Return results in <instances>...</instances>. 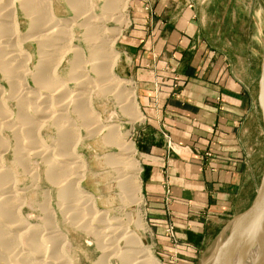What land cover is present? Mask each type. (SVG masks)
I'll use <instances>...</instances> for the list:
<instances>
[{
	"label": "bare ground",
	"instance_id": "bare-ground-1",
	"mask_svg": "<svg viewBox=\"0 0 264 264\" xmlns=\"http://www.w3.org/2000/svg\"><path fill=\"white\" fill-rule=\"evenodd\" d=\"M63 1L76 13V20L84 18L83 48L74 42L69 21L58 18L52 0H0V264H69L61 255L66 236L47 207L50 191L38 206L43 212L41 225L23 217L24 191L18 187L16 172L28 176L29 160L43 166L45 181L56 191L60 216L73 224L85 218L79 228L98 239L100 256L92 264H111V258L118 264H157L128 226L133 222L145 233L143 214L138 212L133 220L127 216L124 223L108 220L81 188L88 173L78 153L79 130L99 123L106 133L104 143L117 151L110 165L116 169L122 199L138 209L142 205L133 145L125 142L118 127L102 125L87 91L93 89L101 98L109 95L131 125L140 120L133 89L127 92L129 83L112 72L117 60L113 45L121 33L119 26L126 25V0H106L100 16L94 14L90 0ZM18 16L27 21L20 43L32 42L33 53L19 48ZM107 24L118 29L105 28ZM90 74L93 77L87 78ZM34 175L39 176L37 169ZM94 221L103 225L102 232L91 227Z\"/></svg>",
	"mask_w": 264,
	"mask_h": 264
},
{
	"label": "crops",
	"instance_id": "crops-1",
	"mask_svg": "<svg viewBox=\"0 0 264 264\" xmlns=\"http://www.w3.org/2000/svg\"><path fill=\"white\" fill-rule=\"evenodd\" d=\"M130 1L113 74L131 80L140 114L132 145L144 218L172 264H195L255 196L264 161L256 84H241L207 43L189 0ZM246 122L259 130L257 163L240 140Z\"/></svg>",
	"mask_w": 264,
	"mask_h": 264
},
{
	"label": "rangeland",
	"instance_id": "rangeland-1",
	"mask_svg": "<svg viewBox=\"0 0 264 264\" xmlns=\"http://www.w3.org/2000/svg\"><path fill=\"white\" fill-rule=\"evenodd\" d=\"M105 1L106 0H90L94 8L93 10L95 11V15L100 16V10ZM189 1L195 9L198 23L207 43H209L212 48L218 50L221 53V56L231 63V66L237 75L236 78L241 84H246L247 82L250 83L254 80L257 91L259 66L264 49V7L262 0ZM52 2L54 3V8L58 18L69 21L68 24L70 25L71 33L73 34L72 38L74 42H76V45L79 46L78 48H83L84 44L82 43L81 25L84 18H78L76 20V13L66 7L65 1L52 0ZM130 2V0H126V5L123 7V16L126 21V26H119L121 33L113 45V51L117 54L121 52L118 48V40L128 25L127 21ZM19 20L20 28L18 32L15 33V37H17L16 39L18 40L23 37V33L27 30V21L25 18L21 17ZM105 28L113 30L118 29V27L113 24H107ZM20 42L21 40L18 42V45ZM19 48L20 50L22 48V50H26L31 53L35 52V46L32 42H22L20 43ZM62 68H65L64 64L62 65ZM86 77L92 78L93 76L90 74ZM117 77L129 83L126 87L127 92L133 89L131 80L123 76ZM0 82L2 81L0 80ZM73 87V84H70L69 88L73 89ZM87 91H90V95L92 94L90 96L92 99V107L96 111H94L96 114L97 112L99 113L98 115L100 116L102 125L118 127L121 134L124 133L123 135L126 136L125 142L127 141L133 144L132 130L135 125H131L128 118L116 108L113 99L110 98L109 95L105 94L101 98V95H97L93 89H88ZM69 118L71 120L73 119L72 117ZM98 124L99 123L92 124L88 128L89 133L83 127L79 130L80 142L78 153L82 155L87 165L88 173L86 175V179L81 184V188L91 194L96 209H98L101 214H104L108 220L115 218L116 220H121V222L124 223L127 216L133 220L138 212L142 213L145 233L136 230L133 222L128 225L130 227V232L135 234L144 249L147 248L149 250L151 257L157 262V264H172L175 260V256L169 257L156 249L153 234H151L152 232L150 231L149 226H147L144 218L142 205L140 206V209H138L136 206L130 204L129 206L128 202L122 199L121 193L117 188L118 175L115 172L116 169L111 168L110 165V160L117 155V151L113 145L108 146L104 143L102 138L106 133L100 129ZM242 130L240 140L246 152L247 160L249 163H257L259 143L261 144L259 140V130L255 129L250 122H246L243 125ZM262 150H264L263 146ZM6 156V164L10 165L11 156L10 154ZM133 159L138 162L136 154ZM36 169L39 172L38 177L34 175L36 173ZM29 170L31 173L29 172L30 174L26 177H22L18 175L19 172H16L18 176V187L24 191V203L27 206L23 209V217L29 218L31 224L41 225L43 212L38 206L42 203V199L45 198L46 192L50 191V200L47 205L48 210L55 213L56 226L59 228L60 232L66 236L67 240V244L62 249V261H69V264H92L95 262V260L100 256V251L96 246L97 242H95L98 239L94 235L90 233L88 234L79 228V224H81L85 218L81 220V222L79 221L80 223L77 222L73 224L69 222V220L61 217L56 210V191L45 181L43 176V166L38 164L37 160H29ZM137 181L139 182V178ZM131 191L133 193V188ZM70 223L71 225H69ZM91 227L97 229L98 232L103 231V225H99V223L95 221L91 222ZM174 238L176 240L175 233ZM214 243H216V241ZM175 245L176 241L174 245L172 243L169 245L171 250H174ZM121 246L122 245H120V247ZM214 247L215 244L209 248L203 259L201 261H196L195 264H209ZM109 262L111 264H118L114 258H111Z\"/></svg>",
	"mask_w": 264,
	"mask_h": 264
},
{
	"label": "water",
	"instance_id": "water-1",
	"mask_svg": "<svg viewBox=\"0 0 264 264\" xmlns=\"http://www.w3.org/2000/svg\"><path fill=\"white\" fill-rule=\"evenodd\" d=\"M263 7H264V0ZM264 141V49L256 91ZM209 264H264V161L250 206L234 216L220 232Z\"/></svg>",
	"mask_w": 264,
	"mask_h": 264
},
{
	"label": "built area",
	"instance_id": "built-area-1",
	"mask_svg": "<svg viewBox=\"0 0 264 264\" xmlns=\"http://www.w3.org/2000/svg\"><path fill=\"white\" fill-rule=\"evenodd\" d=\"M165 234L169 237L170 242L174 245L175 244V238H174L173 229L171 227H168L165 230Z\"/></svg>",
	"mask_w": 264,
	"mask_h": 264
}]
</instances>
